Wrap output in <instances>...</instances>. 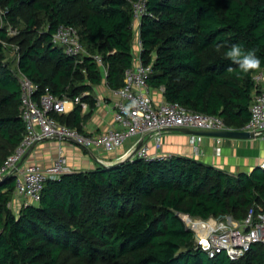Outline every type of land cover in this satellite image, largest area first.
I'll return each mask as SVG.
<instances>
[{
  "label": "trees",
  "instance_id": "16d2710c",
  "mask_svg": "<svg viewBox=\"0 0 264 264\" xmlns=\"http://www.w3.org/2000/svg\"><path fill=\"white\" fill-rule=\"evenodd\" d=\"M130 1L0 0V166L25 131L15 71L37 84V96L47 88L91 104L80 95L93 85L105 79L119 88L134 64ZM145 1L152 17L139 21V60L151 67L149 86L240 130L250 118L252 75L264 66V0ZM60 24L76 29L85 54L52 43ZM232 44L256 49L260 67L241 71L226 57ZM80 107L55 118L82 132ZM16 175L0 182V264H264L260 243L238 260L207 257L179 216L241 220L251 206L264 208V168L229 173L193 157L134 156L46 178L37 202L14 197Z\"/></svg>",
  "mask_w": 264,
  "mask_h": 264
},
{
  "label": "built area",
  "instance_id": "2783aa9c",
  "mask_svg": "<svg viewBox=\"0 0 264 264\" xmlns=\"http://www.w3.org/2000/svg\"><path fill=\"white\" fill-rule=\"evenodd\" d=\"M130 2L133 21L139 22L144 16L152 17L145 0ZM51 41L61 46L69 56L77 58L85 54L76 29L72 26H57ZM137 46L141 50L139 35ZM94 58L101 64L100 56L95 55ZM150 73V65H143L140 60L127 68L124 71L123 84L112 90L116 96L113 104V122L117 127L95 135H85L55 118V115L66 113L68 102L80 104L85 108L86 104L80 101V97L69 99L64 94L58 97L47 88L37 96V84L19 70L15 71L20 85L19 116L25 131L19 144L0 166V177L13 172L25 152L42 140L68 139L86 151L98 150L106 153L120 148L128 137H136L135 142L117 157V160L129 152L139 140H142V144L134 156L150 160L167 157L161 153L165 130L176 127L211 131L231 129L219 116L187 110L178 102H154L147 82ZM252 80L255 90L249 107L250 118L241 130L264 138V66L253 73ZM149 141H152V153L149 152ZM97 160L103 165L109 164L102 157ZM260 167L264 168V161ZM67 170L66 159L61 155L46 169L38 164H28L21 174L16 175L15 194L25 197L26 202H37L45 179L57 178ZM179 216L185 227L191 231L195 248L203 251L209 258L223 252L230 260H238L255 243L262 244L264 248V208L260 206H251L241 220H236L228 214L207 218L185 213H179Z\"/></svg>",
  "mask_w": 264,
  "mask_h": 264
},
{
  "label": "crops",
  "instance_id": "0c3cea01",
  "mask_svg": "<svg viewBox=\"0 0 264 264\" xmlns=\"http://www.w3.org/2000/svg\"><path fill=\"white\" fill-rule=\"evenodd\" d=\"M133 23L132 29L136 25V41L133 42L132 52L134 64H136L140 57V49L137 46L139 22L133 21ZM150 89L154 102L164 101L161 87H150ZM85 95L91 96L94 101L91 104L82 101L86 107H80V116L83 117L81 133L95 135L117 127L113 122V104L116 101V96L106 86L105 79L100 84L93 85L91 90L82 92L80 96ZM75 105L68 102L65 114L70 113ZM162 138L161 153L193 157L229 173L251 172L255 167H260L264 161V138L259 136L250 138L213 137L190 135L169 129L163 132ZM135 140L136 137H129L120 148L106 153L98 150L86 151L68 139L42 140L37 142L31 150H27L28 154L23 161L25 163L16 170V174H21L23 168L31 163L46 169L59 155L66 159L67 172L92 169L96 167L97 159L102 155L106 162L116 161L117 157L125 152ZM151 143L152 141H149L150 153L154 152Z\"/></svg>",
  "mask_w": 264,
  "mask_h": 264
},
{
  "label": "water",
  "instance_id": "95a60500",
  "mask_svg": "<svg viewBox=\"0 0 264 264\" xmlns=\"http://www.w3.org/2000/svg\"><path fill=\"white\" fill-rule=\"evenodd\" d=\"M171 130L179 131V132L190 134V135H206V136H213V137L250 138V137L255 136L252 132L241 130V129L240 130L239 129H224V130L211 131V130H195V129H188L184 127H176V128H171ZM141 144H142V140H139L137 144L129 152H127L123 157H121L120 159L114 162H111L109 164H104V165L105 166L118 165L127 160L132 159L135 155V152L141 146ZM34 145H32L29 149L31 150ZM28 151H26L25 154L20 159V161L16 163L15 168L13 169L14 171L20 168V166L22 165V162L24 161V159L26 158L28 154ZM4 177L5 176L0 177V182L4 179Z\"/></svg>",
  "mask_w": 264,
  "mask_h": 264
},
{
  "label": "clouds",
  "instance_id": "9594fccd",
  "mask_svg": "<svg viewBox=\"0 0 264 264\" xmlns=\"http://www.w3.org/2000/svg\"><path fill=\"white\" fill-rule=\"evenodd\" d=\"M218 47H220L218 45ZM256 49L245 50L239 44H232L226 52V57L233 63L239 66L241 71L247 73L251 70H257L260 67V59L256 54ZM232 69L229 68V71Z\"/></svg>",
  "mask_w": 264,
  "mask_h": 264
},
{
  "label": "rangeland",
  "instance_id": "374dc122",
  "mask_svg": "<svg viewBox=\"0 0 264 264\" xmlns=\"http://www.w3.org/2000/svg\"><path fill=\"white\" fill-rule=\"evenodd\" d=\"M2 12H3V11L0 9V14H1ZM133 24H135V23H133ZM13 31L16 32L17 30H16L15 28L13 29V28L10 27V28H9V33L12 34ZM135 34H136V25H135V27H134V29H133L132 43H133L134 41H136V35H135ZM12 54H14L13 51H12V53L7 54V55H6V58H7V56H8V58H11ZM10 63H11L12 66H14V65H13V64H14L13 60H11ZM128 138H129V137H128ZM128 138H127V139H128ZM39 142H40V141H39ZM102 158H104V155H102ZM24 163H25V162H23L21 166H23ZM98 164H101V163L98 162L97 165H98ZM15 183H16V179H15ZM14 186H15V184H14ZM14 190H15V189H14ZM14 197L16 198L17 195L14 194ZM20 199H22V200H27L25 197H22V196L20 197Z\"/></svg>",
  "mask_w": 264,
  "mask_h": 264
}]
</instances>
